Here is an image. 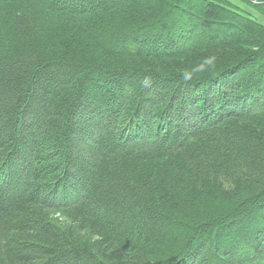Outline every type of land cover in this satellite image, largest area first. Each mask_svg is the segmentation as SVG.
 I'll return each mask as SVG.
<instances>
[{
  "label": "trees",
  "instance_id": "trees-1",
  "mask_svg": "<svg viewBox=\"0 0 264 264\" xmlns=\"http://www.w3.org/2000/svg\"><path fill=\"white\" fill-rule=\"evenodd\" d=\"M0 0V264H264V0Z\"/></svg>",
  "mask_w": 264,
  "mask_h": 264
},
{
  "label": "rangeland",
  "instance_id": "rangeland-1",
  "mask_svg": "<svg viewBox=\"0 0 264 264\" xmlns=\"http://www.w3.org/2000/svg\"><path fill=\"white\" fill-rule=\"evenodd\" d=\"M232 1L235 2V3L240 4V1L239 0H232Z\"/></svg>",
  "mask_w": 264,
  "mask_h": 264
}]
</instances>
